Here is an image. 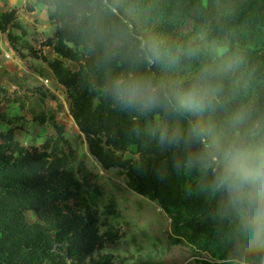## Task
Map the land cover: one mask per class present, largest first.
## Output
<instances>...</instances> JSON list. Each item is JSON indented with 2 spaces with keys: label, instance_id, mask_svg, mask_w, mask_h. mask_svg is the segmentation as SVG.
Here are the masks:
<instances>
[{
  "label": "trees",
  "instance_id": "16d2710c",
  "mask_svg": "<svg viewBox=\"0 0 264 264\" xmlns=\"http://www.w3.org/2000/svg\"><path fill=\"white\" fill-rule=\"evenodd\" d=\"M35 2L54 24L44 43L56 56L42 58L90 154L156 201L170 238L213 258L204 264L245 254L257 264L246 253L244 206L223 181L238 155H264V0ZM9 26L18 27L14 9H0V30L19 51ZM128 74L158 86L159 104L114 100L111 81ZM188 93L200 107L182 106ZM48 119L55 134L39 146L23 145L12 127L0 131V264H116L102 249L118 231L99 230L85 197L95 175Z\"/></svg>",
  "mask_w": 264,
  "mask_h": 264
},
{
  "label": "rangeland",
  "instance_id": "374dc122",
  "mask_svg": "<svg viewBox=\"0 0 264 264\" xmlns=\"http://www.w3.org/2000/svg\"><path fill=\"white\" fill-rule=\"evenodd\" d=\"M0 9H14L18 27L9 26L8 29L19 36L17 51L12 48L6 31L0 30V131L12 127L15 138L23 145L39 146L47 135L55 134L48 119L53 115L55 122L62 126L64 137L75 149L77 160L95 175L96 189L88 188L85 197L98 210L99 230L111 225L118 231L115 244L102 249L116 258V264H204L203 260L212 261L207 253L174 242L170 238V220L158 203L134 192L121 169L102 167L88 151L84 135L69 111L65 88L42 58L56 56L52 46L44 43L54 30V24L47 18L46 6L35 0H0ZM65 63L76 67L73 61L65 60ZM41 113L45 118L42 122L37 116ZM76 162L70 164L74 170Z\"/></svg>",
  "mask_w": 264,
  "mask_h": 264
},
{
  "label": "clouds",
  "instance_id": "9594fccd",
  "mask_svg": "<svg viewBox=\"0 0 264 264\" xmlns=\"http://www.w3.org/2000/svg\"><path fill=\"white\" fill-rule=\"evenodd\" d=\"M114 100L127 107L147 110L159 104L157 87L150 80L120 75L110 83ZM200 107L192 93L186 94L182 106ZM230 190L244 206L242 228L247 234L246 253L252 254L257 264H264V155H238L225 179ZM231 264H247V255Z\"/></svg>",
  "mask_w": 264,
  "mask_h": 264
},
{
  "label": "built area",
  "instance_id": "2783aa9c",
  "mask_svg": "<svg viewBox=\"0 0 264 264\" xmlns=\"http://www.w3.org/2000/svg\"><path fill=\"white\" fill-rule=\"evenodd\" d=\"M48 80H49L48 78H45V82H48Z\"/></svg>",
  "mask_w": 264,
  "mask_h": 264
}]
</instances>
